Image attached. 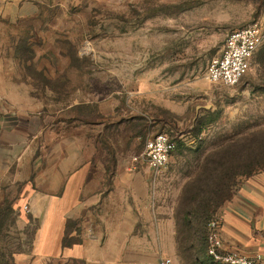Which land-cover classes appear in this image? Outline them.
<instances>
[{
  "label": "rangeland",
  "instance_id": "374dc122",
  "mask_svg": "<svg viewBox=\"0 0 264 264\" xmlns=\"http://www.w3.org/2000/svg\"><path fill=\"white\" fill-rule=\"evenodd\" d=\"M253 21L264 24V0H0V104L9 106L0 117L24 126L32 149L19 171L49 170L51 145L73 135L107 180L119 165L149 174L151 207L171 215L178 257L217 264L205 252L207 221L247 176L230 175L232 159L264 169V42L236 85L206 71L227 35ZM161 131L177 147L156 172L144 152ZM17 185L0 208V264L32 251L38 224L21 218L29 190Z\"/></svg>",
  "mask_w": 264,
  "mask_h": 264
},
{
  "label": "crops",
  "instance_id": "0c3cea01",
  "mask_svg": "<svg viewBox=\"0 0 264 264\" xmlns=\"http://www.w3.org/2000/svg\"><path fill=\"white\" fill-rule=\"evenodd\" d=\"M25 133L24 126L0 117V208L22 181L20 195L29 191L21 218L26 213L38 222L32 251H20L17 264H161L164 256L185 264L177 254L171 215L151 207L157 202L149 174L119 165L107 180L106 166L87 148H75L68 134L51 145L49 170L19 171L32 153ZM218 215L226 246L261 255L264 262V169L244 177Z\"/></svg>",
  "mask_w": 264,
  "mask_h": 264
},
{
  "label": "built area",
  "instance_id": "2783aa9c",
  "mask_svg": "<svg viewBox=\"0 0 264 264\" xmlns=\"http://www.w3.org/2000/svg\"><path fill=\"white\" fill-rule=\"evenodd\" d=\"M264 42V24L250 22L232 30L226 37L220 53L208 63L206 77L210 82L234 86L251 67L255 52ZM177 147L176 139L165 131L150 136L145 145V156L153 171L163 170ZM28 210V205L25 206ZM223 218L216 215L207 225V253L221 264H258L261 255H248L239 248L226 246L221 233ZM161 264H183L171 256H164Z\"/></svg>",
  "mask_w": 264,
  "mask_h": 264
},
{
  "label": "trees",
  "instance_id": "16d2710c",
  "mask_svg": "<svg viewBox=\"0 0 264 264\" xmlns=\"http://www.w3.org/2000/svg\"><path fill=\"white\" fill-rule=\"evenodd\" d=\"M234 156V155H233ZM235 162V164H234ZM259 163V162H258ZM256 164V163H245V162H242V157L240 154L238 155H235L234 156V159H232V162H231V172H230V175L232 177L234 176H237V175H242V174H247V176L251 175L253 173V170L255 169L256 166H258L259 164ZM233 193H231L229 196H227L226 198L222 199L221 201L219 202H216V204L214 205V209H212L211 212H216L217 211V208H220L224 203L225 201H227L231 196H232ZM210 203H207L205 204L204 208H203V214H205L208 210H210ZM218 214V212L214 213L210 218L209 220L207 221V225L209 223V221L214 218L216 215ZM204 216V215H203ZM188 218V213H186V216H185V219ZM207 225H206V232H205V252L208 256V258L213 262V263H217V264H221V263H218L216 261H214L212 259L211 256H209V254L207 253V241H206V233H207ZM258 264H263V261H261L260 263Z\"/></svg>",
  "mask_w": 264,
  "mask_h": 264
}]
</instances>
